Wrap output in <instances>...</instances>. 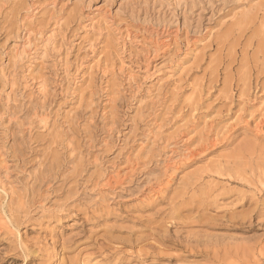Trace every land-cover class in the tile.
Instances as JSON below:
<instances>
[{
    "label": "rangeland",
    "instance_id": "1",
    "mask_svg": "<svg viewBox=\"0 0 264 264\" xmlns=\"http://www.w3.org/2000/svg\"><path fill=\"white\" fill-rule=\"evenodd\" d=\"M263 117L264 0H0V264H264Z\"/></svg>",
    "mask_w": 264,
    "mask_h": 264
},
{
    "label": "bare ground",
    "instance_id": "2",
    "mask_svg": "<svg viewBox=\"0 0 264 264\" xmlns=\"http://www.w3.org/2000/svg\"><path fill=\"white\" fill-rule=\"evenodd\" d=\"M264 118V117H263ZM261 120H263V119H261ZM260 125H262L263 124V121H260V123H259ZM263 187H264V185H263Z\"/></svg>",
    "mask_w": 264,
    "mask_h": 264
}]
</instances>
